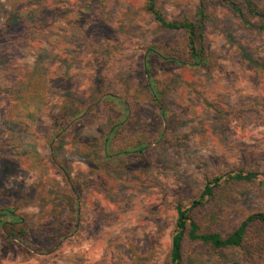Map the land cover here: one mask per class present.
I'll list each match as a JSON object with an SVG mask.
<instances>
[{
	"label": "rangeland",
	"instance_id": "374dc122",
	"mask_svg": "<svg viewBox=\"0 0 264 264\" xmlns=\"http://www.w3.org/2000/svg\"><path fill=\"white\" fill-rule=\"evenodd\" d=\"M198 2L158 0L169 20L194 19ZM210 12L209 68L147 59L169 84L162 134L146 49L185 34L161 29L145 0H0V208H14L35 241L10 244L0 228V264H169L180 201L197 199L208 178L264 177V72L244 60L264 62V32L223 6ZM108 95L129 105L126 117L99 105ZM63 109L74 121L54 139ZM116 123L126 137L151 135L139 160L104 158ZM212 204L196 215L200 231L226 236L264 211V188L241 184ZM247 249L189 243L185 264H264V244L248 249L252 261Z\"/></svg>",
	"mask_w": 264,
	"mask_h": 264
},
{
	"label": "trees",
	"instance_id": "16d2710c",
	"mask_svg": "<svg viewBox=\"0 0 264 264\" xmlns=\"http://www.w3.org/2000/svg\"><path fill=\"white\" fill-rule=\"evenodd\" d=\"M217 4L227 8L235 15L241 26L248 30L264 32V5L258 0H199L196 8L195 18L184 14L177 19L169 20L161 8L158 0H145V10L151 14L159 27L168 31H180L185 37L178 43H156L146 49V60L149 58H161L164 62L172 66L181 68H209L210 52L206 37V29L212 22L210 7ZM244 60L259 72H264V62L252 57L248 52L244 53ZM146 84L151 92L152 102L158 111L160 118L165 125L162 134L169 127V116L167 114L166 95L169 84L154 78L148 60L145 63ZM109 100L115 106H120L119 115L113 118L123 119L130 108L119 98L108 95L100 99L101 102ZM88 107L86 110H89ZM85 110V112H86ZM87 113V112H86ZM68 111L63 109L61 113L53 119L54 139L61 138L67 128L68 122L72 123L75 116L68 115ZM121 124H114L111 132L106 137L103 144L104 158L110 162L119 160L128 162L126 159L131 156L134 160H139L149 150L153 140L151 135L142 134L138 137H126L122 132ZM241 184H256L264 188V177L257 172L233 171L223 176H215L206 180L197 199L190 204L182 201L176 206L177 220L172 237L171 253L169 264H185L187 244L197 243L214 250L220 249H245L255 248L264 244V211L250 214L236 229L228 235L223 236L218 232H201L197 223V213L213 207L217 198L227 197L233 190ZM0 228L6 240L10 243H19L25 246L35 244L30 233V227L20 217L14 208H0ZM247 249L248 256L253 252ZM251 252V253H250Z\"/></svg>",
	"mask_w": 264,
	"mask_h": 264
}]
</instances>
